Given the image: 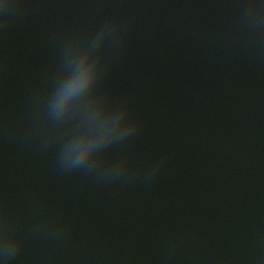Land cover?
<instances>
[{"label": "water", "instance_id": "obj_1", "mask_svg": "<svg viewBox=\"0 0 264 264\" xmlns=\"http://www.w3.org/2000/svg\"><path fill=\"white\" fill-rule=\"evenodd\" d=\"M0 264H264V0H53L0 63Z\"/></svg>", "mask_w": 264, "mask_h": 264}]
</instances>
